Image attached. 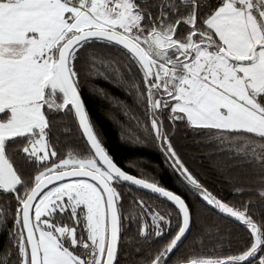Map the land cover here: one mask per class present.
Masks as SVG:
<instances>
[{
    "label": "snow or ice",
    "instance_id": "snow-or-ice-1",
    "mask_svg": "<svg viewBox=\"0 0 264 264\" xmlns=\"http://www.w3.org/2000/svg\"><path fill=\"white\" fill-rule=\"evenodd\" d=\"M0 264H264V0H0Z\"/></svg>",
    "mask_w": 264,
    "mask_h": 264
},
{
    "label": "trees",
    "instance_id": "trees-1",
    "mask_svg": "<svg viewBox=\"0 0 264 264\" xmlns=\"http://www.w3.org/2000/svg\"><path fill=\"white\" fill-rule=\"evenodd\" d=\"M101 84L113 95L120 97L121 99L125 98V93L120 87L114 86L113 84L104 81H101ZM90 107L92 108V116L94 120L104 131L105 136L108 140V144L114 153L130 156L139 154L133 152L126 142L122 143L119 140L120 129L116 125L112 113L108 111L107 102H103L102 100L97 99L90 102ZM190 152L196 155V164L198 166L197 170L208 177L216 179V186L223 187L227 190L228 186L224 184L220 178L216 177V173L213 170V165L216 163V160L211 158L215 156L213 148L208 145H201L199 147L193 145L190 148ZM163 180L165 183L171 186V178L167 174L164 175Z\"/></svg>",
    "mask_w": 264,
    "mask_h": 264
}]
</instances>
